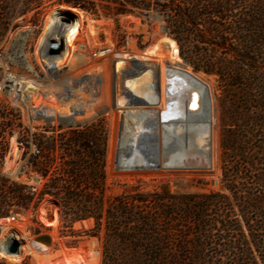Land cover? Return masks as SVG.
<instances>
[{"label":"trees","instance_id":"1","mask_svg":"<svg viewBox=\"0 0 264 264\" xmlns=\"http://www.w3.org/2000/svg\"><path fill=\"white\" fill-rule=\"evenodd\" d=\"M163 8L181 56L192 36L194 71L216 76L228 100L221 139L227 194L162 188L110 198L105 132L90 127L71 130L58 145L32 135L31 170L45 182L36 193L0 177V220L49 197L71 235L77 222L93 221L86 235L101 241V264H217V252L235 264H264V0H168ZM49 219L55 226V214Z\"/></svg>","mask_w":264,"mask_h":264},{"label":"rangeland","instance_id":"2","mask_svg":"<svg viewBox=\"0 0 264 264\" xmlns=\"http://www.w3.org/2000/svg\"><path fill=\"white\" fill-rule=\"evenodd\" d=\"M165 5L152 6L151 2L143 0H0V62L15 74L10 78L23 81L27 86L25 89L23 86V95H13L8 87L0 94L1 178L11 183L25 184L37 193L45 180L31 170L29 160L35 153V147L32 144L29 149L26 147L33 140L32 135L41 134L46 141L54 140L58 145L60 137L64 139L73 129L82 131L103 126L107 144V196L110 198L134 189L155 192L162 188L179 196L216 192L227 194L223 185L229 179V173L226 177L223 174L221 139L223 122L230 121V117L224 114L228 100L216 76L194 71L191 64H196V59L192 53V36L187 38L189 44L184 47V57L181 56L180 48L173 39L169 16L164 12ZM80 17L84 22V35H90V29L95 33L91 35L96 46L93 53H107L110 50L116 54L143 53L160 36L175 42L181 61L211 90L215 123L207 128V166L198 167L191 162H181L169 146L164 147L161 155L164 161L160 164L158 138L149 136L148 130L144 131V135L141 134L139 140V150L147 161L146 165L136 167L124 163L125 159L115 148L116 126L111 115V109L116 107L114 96L110 106L105 99L99 101L103 80L99 78L95 92L91 81L94 75L79 72L71 76L69 73L80 66L74 67L69 59H65L64 46L54 47V40L47 41V38H52L51 30L57 20ZM62 21L66 23V20ZM81 46L77 44L72 59L82 56ZM54 57L61 60L48 61V58ZM230 57L227 56V59ZM60 61L64 63L59 65ZM49 67L54 68L53 74L67 80L65 86L54 82ZM108 69L114 72L113 67ZM3 72L0 69V79L4 77ZM157 75L160 85V72ZM32 88L37 90L33 92ZM132 95L142 100L134 93ZM156 97L158 102V93ZM182 106L185 108L186 103L183 102ZM187 142L184 141L185 148H188ZM54 158V166L59 165L57 152ZM172 169L179 172H167ZM233 180L247 187L252 184L250 180ZM51 202L56 201L46 197L36 208L31 205L27 211L20 210L0 220V261L7 264H101V241L86 235L93 228V221L77 222L73 227L74 235H71L60 221L59 205L53 210ZM52 214L56 216L55 226L48 224ZM231 218L235 222V217ZM246 233L244 231V236ZM39 236L51 238L50 247L39 244L47 250L37 251L34 247L33 240ZM13 241H18L20 247L16 254L10 255L3 249L7 250ZM219 254L217 252L218 256L212 258L213 262L236 263L237 259L233 255ZM254 256L255 262H260L256 252ZM241 262L245 264L246 261Z\"/></svg>","mask_w":264,"mask_h":264},{"label":"bare ground","instance_id":"3","mask_svg":"<svg viewBox=\"0 0 264 264\" xmlns=\"http://www.w3.org/2000/svg\"><path fill=\"white\" fill-rule=\"evenodd\" d=\"M62 20H66V23ZM83 24L82 17L57 20L51 30L52 38H47V41L54 40V47L64 46L65 59H69L74 67L80 66L69 73L71 76L79 72L91 73L94 75L91 81L95 92L99 78L103 80L99 101L105 99L110 106L114 96L116 107L111 109V115L116 126L115 148L125 159L124 163L136 167L146 165L147 161L139 150V140L141 134L144 135V131L148 130L149 136L158 138L160 164L164 161L161 156L163 149L169 146L181 162H191L195 166L204 167L208 159L207 128L215 123L214 102L209 87L181 61L175 42L160 36L161 38L155 40L143 53L116 54L113 50L107 53H93L92 50H95L96 46L91 35L95 33L90 29V35H84ZM78 43L82 45V56L72 59ZM52 59L61 60L54 57L48 58V61ZM63 63L60 61L59 65ZM94 63L99 65L94 66ZM109 67H113L114 72L111 73ZM49 69L50 74L54 76V82L65 86L67 80L63 76L53 74V67ZM158 72L160 85L157 83ZM7 84L13 95H23V81L10 78ZM32 90L35 92L37 89ZM132 93L142 100L134 97ZM183 102L186 103L185 108L182 106ZM184 141H188V148H185ZM136 169L133 171L137 172ZM167 172L179 171L172 169ZM37 247L39 250H47L40 245Z\"/></svg>","mask_w":264,"mask_h":264},{"label":"built area","instance_id":"4","mask_svg":"<svg viewBox=\"0 0 264 264\" xmlns=\"http://www.w3.org/2000/svg\"><path fill=\"white\" fill-rule=\"evenodd\" d=\"M143 1H145V2H151V5L152 6H154L155 4H158V5H161V6H163V5H165L167 2H168V0H143ZM0 69H3L4 70V72H3V74H4V77L2 78V79H0V94H2L3 93V91L5 90V88H7L8 87V84H7V80L10 78V77H13V76H15V74H12L11 72H9V69H8V67L7 66H3V64L0 62ZM34 146V145H33ZM35 147V146H34ZM11 219H13V218H11ZM33 245H35L34 244V242H33ZM35 247V246H34ZM37 247V246H36ZM35 247V248H36ZM37 249V251H39V249H38V247L36 248Z\"/></svg>","mask_w":264,"mask_h":264},{"label":"water","instance_id":"5","mask_svg":"<svg viewBox=\"0 0 264 264\" xmlns=\"http://www.w3.org/2000/svg\"><path fill=\"white\" fill-rule=\"evenodd\" d=\"M35 245H43L45 247H50L51 246V238L49 236H39L33 240ZM20 247V244L18 241H13L12 244L8 247L6 250L7 254L13 255L16 254L18 248Z\"/></svg>","mask_w":264,"mask_h":264}]
</instances>
